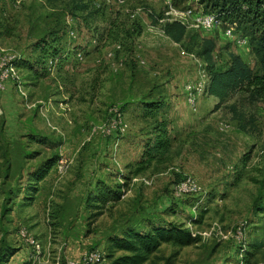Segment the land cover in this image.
Returning <instances> with one entry per match:
<instances>
[{
	"label": "rangeland",
	"instance_id": "rangeland-1",
	"mask_svg": "<svg viewBox=\"0 0 264 264\" xmlns=\"http://www.w3.org/2000/svg\"><path fill=\"white\" fill-rule=\"evenodd\" d=\"M173 1L179 10L204 13L201 0ZM81 2L0 0V164L9 145L13 154L25 152L28 135L57 146L31 150L59 156L32 206L18 200L9 215L2 184L15 188L40 160L14 158V176L0 178L4 264H82L97 251L105 264L108 237L151 222L183 225L201 242L182 250L164 245L148 264H246L245 257L264 264V212L256 210L264 204V103L245 94L224 102L211 96L199 57L203 41L212 40L219 67L233 54L259 72L249 41L238 47L221 27L206 35L187 31L175 44L164 33L160 0H85L83 11ZM52 36L62 55L48 60L46 78L30 80L18 64L32 63L33 46ZM150 103L161 105L156 114ZM161 122L170 147L152 152L136 175ZM100 186L122 187L121 201L87 207ZM7 247L14 248L10 256Z\"/></svg>",
	"mask_w": 264,
	"mask_h": 264
},
{
	"label": "trees",
	"instance_id": "trees-1",
	"mask_svg": "<svg viewBox=\"0 0 264 264\" xmlns=\"http://www.w3.org/2000/svg\"><path fill=\"white\" fill-rule=\"evenodd\" d=\"M81 3L80 9L83 11L87 6L84 4L85 0H82ZM200 3L204 5V13L217 15L223 27H234L237 33L248 39L251 54L256 59L260 69L259 72H254L240 57L233 54L230 56V62L226 67H219L214 60L217 48L215 42L204 40L199 57L206 63V71L209 77L207 91L220 102H224L235 94H245L254 102L264 103V0H201ZM163 30L165 35L175 44H182L188 33L186 28L179 23H168L163 27ZM108 38L113 42L120 40L119 35H114L113 31L109 32ZM33 49L38 53L33 62L18 65L27 68L30 80L39 81L48 76V60L59 58L63 48L60 45V40L52 36L37 42ZM147 105L149 113L152 114H156L161 108L160 104L150 103ZM249 125H252L250 120L246 125H241V128L246 130ZM154 134L156 135L155 140L150 142L144 158L133 172L136 175L146 170L152 159V152H166L170 147L171 142L166 122L157 124ZM25 138L28 142L25 145V152L21 155L13 154L12 145L7 146L3 163L0 164V178L3 175V180L9 181L10 176L14 173V158L15 161L25 164H31L38 160L40 163L36 167L29 168L25 173L22 172L20 176L16 169L15 172L19 176V181L15 188L7 187L8 182L2 184L3 215H9L8 212H12L18 200L21 207L32 206L39 194L40 183L45 181L59 161L58 155L43 157V150H31L32 145L36 144L40 148L45 147L50 151H55L57 146L52 145L48 138L47 140L45 138L39 139L38 136L29 135ZM19 145L17 144V149ZM118 189L115 190L107 186L98 187L87 198V207L100 210L108 203L120 202L122 187ZM256 210L264 212L262 201L259 202ZM200 242L201 238L194 236L183 225L151 222L143 228L129 227L119 234L108 237L104 261L105 264H148L152 259L157 258L164 245L182 250L198 245ZM4 250L5 256H10L14 248L7 247ZM4 262L3 256L0 255V264H4ZM243 262L249 264V259L245 257Z\"/></svg>",
	"mask_w": 264,
	"mask_h": 264
},
{
	"label": "built area",
	"instance_id": "built-area-1",
	"mask_svg": "<svg viewBox=\"0 0 264 264\" xmlns=\"http://www.w3.org/2000/svg\"><path fill=\"white\" fill-rule=\"evenodd\" d=\"M120 5L125 6L126 0H116ZM165 6L163 23H179L186 28L187 31H192L196 34H211L221 27L224 30V36L236 42L238 47H243L248 44V39L240 33H237L234 27H223L221 21L215 14H205L202 11L195 10L194 7H187L184 10H179L175 7L173 0H160ZM196 2L200 0H195ZM137 12H141L138 10ZM165 24V25H166ZM164 25V26H165ZM13 71V70H12ZM8 72V71H7ZM7 76V75H6ZM103 256L100 252H92L83 258L82 264H101ZM75 264V263H70ZM77 264V263H76ZM81 264V263H79Z\"/></svg>",
	"mask_w": 264,
	"mask_h": 264
}]
</instances>
